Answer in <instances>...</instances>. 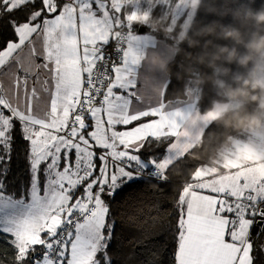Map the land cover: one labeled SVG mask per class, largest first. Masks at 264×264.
Returning a JSON list of instances; mask_svg holds the SVG:
<instances>
[{"label":"snow or ice","instance_id":"snow-or-ice-1","mask_svg":"<svg viewBox=\"0 0 264 264\" xmlns=\"http://www.w3.org/2000/svg\"><path fill=\"white\" fill-rule=\"evenodd\" d=\"M162 6L0 0V264H264V167L188 159Z\"/></svg>","mask_w":264,"mask_h":264},{"label":"trees","instance_id":"trees-1","mask_svg":"<svg viewBox=\"0 0 264 264\" xmlns=\"http://www.w3.org/2000/svg\"><path fill=\"white\" fill-rule=\"evenodd\" d=\"M174 2L146 18L153 37L174 49L165 64L171 85L164 98H184L196 87L200 112L215 102L238 101L211 119L190 146L188 159L205 164L232 137H241L247 128L263 121L264 84L256 72L264 60V0H198L186 28L183 14L171 22L169 10ZM174 193L175 186L170 200Z\"/></svg>","mask_w":264,"mask_h":264},{"label":"crops","instance_id":"crops-1","mask_svg":"<svg viewBox=\"0 0 264 264\" xmlns=\"http://www.w3.org/2000/svg\"><path fill=\"white\" fill-rule=\"evenodd\" d=\"M153 39L157 42V50L149 57L150 63L155 65L165 79L160 82V87L157 89L162 95L167 83L168 75L165 70V64L174 55V49L171 45L162 40ZM172 105V108L178 111L183 120L181 131L187 136V145L189 149L200 138L205 126L211 120L210 112H200L197 108V92L194 90L187 91L184 98L167 100ZM194 106L192 110H184L187 106ZM213 119V118H212ZM231 142V140H230ZM231 161L233 164L246 165L249 161L264 163V140H236L233 143H228L205 165L217 168L221 173L224 171V165Z\"/></svg>","mask_w":264,"mask_h":264},{"label":"rangeland","instance_id":"rangeland-1","mask_svg":"<svg viewBox=\"0 0 264 264\" xmlns=\"http://www.w3.org/2000/svg\"><path fill=\"white\" fill-rule=\"evenodd\" d=\"M163 1H164V5H166L171 0H163ZM197 1L198 0H173L174 3L171 5L170 10H169L171 14L170 15L171 22H174L180 15L183 14L184 15L183 26L184 28H186L192 17ZM148 15L149 13L147 14V16ZM140 19L144 20L145 19L144 15H141ZM256 76L258 80L264 84V60L260 62V67H259V70L256 72ZM191 90H194L195 92H197L196 87L190 88L188 91H191ZM233 101H236V102H233ZM237 103H238L237 100H231L229 102L228 101L215 102L213 107L208 110L210 112L211 119L216 117L223 110L229 107L235 106ZM262 104H263L262 110H263V115H264V98H263ZM230 140H231V142H229L230 144L235 142L236 140H264V118H263L262 123L259 126L247 128L241 137L239 136L232 137ZM256 164H258L261 167H264V163H259L257 161Z\"/></svg>","mask_w":264,"mask_h":264},{"label":"built area","instance_id":"built-area-1","mask_svg":"<svg viewBox=\"0 0 264 264\" xmlns=\"http://www.w3.org/2000/svg\"><path fill=\"white\" fill-rule=\"evenodd\" d=\"M109 51H111V49H109Z\"/></svg>","mask_w":264,"mask_h":264}]
</instances>
